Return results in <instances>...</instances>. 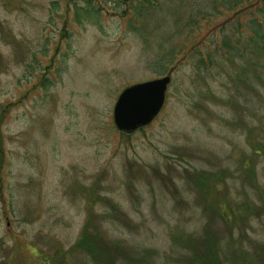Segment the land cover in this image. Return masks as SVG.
<instances>
[{
	"label": "rangeland",
	"instance_id": "obj_1",
	"mask_svg": "<svg viewBox=\"0 0 264 264\" xmlns=\"http://www.w3.org/2000/svg\"><path fill=\"white\" fill-rule=\"evenodd\" d=\"M68 1L0 0V264H54L56 251L66 264H95L70 249L90 207L105 237L129 252L149 248L154 264H185L170 234L197 233L206 219L185 169L224 172L227 198L259 204L239 171L251 159L264 194V154L253 153L255 142L264 145V85L256 83L257 98L246 79L254 81L248 60L264 62L245 42L255 12L240 13L236 28L226 25L235 53L215 49L216 26L203 35L213 61L207 70L171 61L158 74L147 61L155 53L141 48L112 8L99 29L73 22ZM164 74L170 82L155 117L129 134L116 130L119 91ZM236 226L234 237L245 234L243 259L256 264L264 213ZM231 260L223 264H245Z\"/></svg>",
	"mask_w": 264,
	"mask_h": 264
},
{
	"label": "trees",
	"instance_id": "obj_2",
	"mask_svg": "<svg viewBox=\"0 0 264 264\" xmlns=\"http://www.w3.org/2000/svg\"><path fill=\"white\" fill-rule=\"evenodd\" d=\"M50 5L53 10H57L55 2L52 1ZM68 6L73 22L86 21L99 29L100 15L112 8V12H115L126 30L136 35L141 48L147 53H155H148L147 61L158 74L165 72V67L172 63L171 61L187 63L193 71L207 70L204 68L212 65L213 61L210 58V50L203 45V35H212L216 26H221L218 32L222 34V39L220 47L216 46L215 49L223 48L226 53H235L237 41L230 39L226 25L229 28L240 26L239 14L248 11L246 9L250 7L255 16L248 20L245 42L254 52L264 55V0H69ZM181 9L186 10L183 12ZM183 33L186 34L183 41L177 39ZM191 38L193 42L187 43ZM262 63H252L248 60L254 81L251 83L252 80L246 76L247 84L257 98L259 96L256 83L264 85V62ZM244 69L247 70L245 66ZM234 74L237 79L245 81V77L239 72ZM252 112L253 116L258 113L256 108H253ZM255 147L257 149L253 151L254 157L259 152L264 154L262 142H255ZM1 156L0 153V158ZM251 163V159L243 162L239 171L248 184L257 190L259 204L250 201L247 195L239 202L227 198L224 195V172L213 174L206 170L195 173L184 170L187 184L194 185L196 194L201 198L199 200L204 204L206 219L197 233L180 229L170 234L171 244L182 250L177 255L182 263L223 264L224 261L236 258L249 264L248 258L243 259L245 250L238 249L241 236L245 234L240 229L234 237L233 228L237 221L246 223L250 215L264 213V194L257 187V175ZM217 183L222 185L221 190L213 188ZM244 193L246 194L245 191ZM90 213L91 207L87 210L79 234L71 245L72 251L84 253L95 264H154L151 256L153 252L149 248L137 247L129 252L119 240L105 237L101 231L105 229L99 222L96 224L93 221ZM262 247L263 244H260L254 251L255 256L257 253L259 256L254 262L256 264L264 260ZM53 259L54 264L67 263L60 251L55 252Z\"/></svg>",
	"mask_w": 264,
	"mask_h": 264
},
{
	"label": "water",
	"instance_id": "obj_3",
	"mask_svg": "<svg viewBox=\"0 0 264 264\" xmlns=\"http://www.w3.org/2000/svg\"><path fill=\"white\" fill-rule=\"evenodd\" d=\"M170 75L131 83L122 88L112 105L116 130L129 134L148 124L161 109Z\"/></svg>",
	"mask_w": 264,
	"mask_h": 264
}]
</instances>
